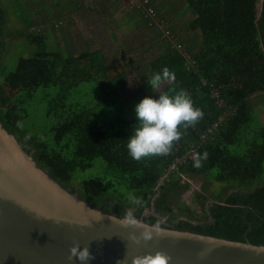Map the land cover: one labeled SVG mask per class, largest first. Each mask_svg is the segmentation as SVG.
<instances>
[{
  "label": "trees",
  "instance_id": "1",
  "mask_svg": "<svg viewBox=\"0 0 264 264\" xmlns=\"http://www.w3.org/2000/svg\"><path fill=\"white\" fill-rule=\"evenodd\" d=\"M38 1L0 0V119L38 165L102 211L122 216L132 193L146 202L136 216L158 209L143 217L150 223L168 215L170 227L264 244V0H149L165 30L132 7L137 37H146L136 58L67 33L85 0ZM118 1L90 0L85 11L100 16ZM48 23L64 43H50ZM164 67L176 80L161 91L187 90L204 118L170 155L138 162L127 150L138 93L158 99L147 79ZM34 111H43L44 128L31 122ZM191 150L208 152L202 167H193ZM196 175L205 183L193 200L205 217L181 200Z\"/></svg>",
  "mask_w": 264,
  "mask_h": 264
},
{
  "label": "water",
  "instance_id": "2",
  "mask_svg": "<svg viewBox=\"0 0 264 264\" xmlns=\"http://www.w3.org/2000/svg\"><path fill=\"white\" fill-rule=\"evenodd\" d=\"M111 216L120 217L92 206L38 165L0 119V264H81L67 260L75 242L95 255L87 264H116L126 251L131 264L132 255L157 250L171 257L169 264H264V244L168 225L167 234L137 245L129 233L142 229L124 228Z\"/></svg>",
  "mask_w": 264,
  "mask_h": 264
},
{
  "label": "clouds",
  "instance_id": "3",
  "mask_svg": "<svg viewBox=\"0 0 264 264\" xmlns=\"http://www.w3.org/2000/svg\"><path fill=\"white\" fill-rule=\"evenodd\" d=\"M176 76L164 67L162 71L153 73L147 83L154 92L159 93L158 99L152 96H145L135 106V114L138 123L132 125L131 135L127 139V150L132 159L141 161L159 156H168L172 153L176 143L185 135L189 127H195L203 118L204 112L195 106L190 94L185 89H170L161 91L165 82L175 83ZM18 127H23L17 122ZM208 152L197 153L193 157V167L200 168L203 161L208 159ZM128 203L132 206L119 218L111 216L112 220L119 222L124 228L142 229L139 235L135 232L129 233V239L139 245L141 241H150L156 236L167 234L165 230V219L157 217L151 224L144 223L138 219L135 210L143 207L145 201L135 194L129 193ZM102 216H99V219ZM63 218H55L56 223L62 222ZM129 253L126 251L123 259H118L116 264H129ZM78 259L81 264L95 259L90 251L89 245L81 247L75 242L69 249L68 261ZM171 257L162 250L155 253L146 252L131 256V264H169Z\"/></svg>",
  "mask_w": 264,
  "mask_h": 264
},
{
  "label": "rangeland",
  "instance_id": "4",
  "mask_svg": "<svg viewBox=\"0 0 264 264\" xmlns=\"http://www.w3.org/2000/svg\"><path fill=\"white\" fill-rule=\"evenodd\" d=\"M131 0H119L117 4H114L111 9L107 10L106 13L100 14L103 22L99 21V15L95 12H92L90 10L85 11V8L89 5L91 8L92 4L90 0H85L86 7L84 9L78 11L80 16H77V14H74V21L71 22V25H65L64 29L67 30V33L70 36H76L80 37L83 40H88L91 45L94 47H102L105 52H107L109 55L115 56H121L122 54H129L131 57L136 58V56H141V53H144V44L143 41L146 40V37L139 38L137 37L139 35L138 31L140 28H135V18L133 17L130 19V12H131V6L128 4ZM37 3L39 1L37 0ZM161 21V20H160ZM160 25H163L162 22ZM47 30L50 31L49 40L50 43H54L57 41V38L59 37L58 42L64 43L63 38L61 37V34L58 32H54L51 28V23H48L47 25H44ZM143 28H141L142 30ZM69 36V37H70ZM142 44V45H141ZM149 42L146 44L148 45ZM145 46V47H146ZM130 50V52H128ZM27 52V51H26ZM25 52V54H26ZM20 53V47L16 46L13 51L12 55L16 56ZM28 53V52H27ZM133 53V54H130ZM111 57V56H110ZM11 58V56H10ZM168 82H165L162 84L161 89L167 85ZM141 83L135 79L131 86L130 91L132 94H137V90L140 88ZM82 88L84 89V85H82ZM87 88L88 90H92L94 86L91 83L87 82ZM138 95L142 96L143 98L147 96V94H144L142 92H139ZM37 104L39 106H42L40 103V100H37ZM263 108V107H260ZM261 121L264 122V109L260 111ZM31 122H35L40 128H44L46 126L45 122V116L43 111H34L33 116H31ZM44 127H42V125ZM190 155L192 157L195 156L194 152L191 150ZM165 178V177H164ZM189 182L190 186L183 190L181 193V200L185 201L187 205H191L195 212L194 214L198 216L205 217L206 208L201 206V201L193 200L195 197V193L199 192L201 190L202 184L205 183V180L201 176H194L190 177L186 180ZM207 202V201H205ZM207 204V203H206ZM173 214H178V219L185 218V213L182 212L179 216V210L178 208H174ZM149 215L157 216L159 215L158 209L156 207H153L151 209H146L142 215V217H146ZM165 219V223H169L168 215H165L163 217ZM173 223L176 222L173 218ZM192 223H197L198 220H191Z\"/></svg>",
  "mask_w": 264,
  "mask_h": 264
},
{
  "label": "built area",
  "instance_id": "5",
  "mask_svg": "<svg viewBox=\"0 0 264 264\" xmlns=\"http://www.w3.org/2000/svg\"><path fill=\"white\" fill-rule=\"evenodd\" d=\"M128 4L131 6V7H138V8H142L143 10H147L151 17L154 18V20L158 23L159 27L163 28L165 30V23L163 21H160V19L156 16V12L155 10L150 7V1L149 0H131L130 2H128ZM162 22L163 25H160ZM166 35H169V31L167 30ZM207 138V135H202V139H205Z\"/></svg>",
  "mask_w": 264,
  "mask_h": 264
}]
</instances>
